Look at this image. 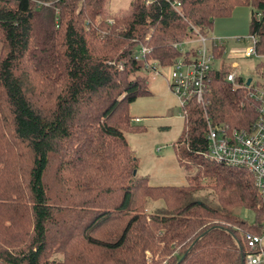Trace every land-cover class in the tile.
Segmentation results:
<instances>
[{"label": "trees", "instance_id": "obj_1", "mask_svg": "<svg viewBox=\"0 0 264 264\" xmlns=\"http://www.w3.org/2000/svg\"><path fill=\"white\" fill-rule=\"evenodd\" d=\"M108 1L0 0V264H244L262 199L246 170L205 158L207 122L248 131L257 119L224 80L223 46H211L203 106L181 108L171 146L185 186L132 174L123 132L149 75L235 7L250 10L264 56V0H130L107 17Z\"/></svg>", "mask_w": 264, "mask_h": 264}, {"label": "rangeland", "instance_id": "obj_2", "mask_svg": "<svg viewBox=\"0 0 264 264\" xmlns=\"http://www.w3.org/2000/svg\"><path fill=\"white\" fill-rule=\"evenodd\" d=\"M130 0H109L105 6L107 17L116 16L124 12ZM250 10L245 7H235L226 18L216 19L210 31L205 34L208 40H213L223 46V64L238 72L241 78L259 81L257 74L263 60L244 58L243 51L251 47L249 42L248 23ZM181 43L179 51L187 52L198 49V43ZM213 68H218L216 62ZM167 69L157 75H149L147 80L148 95L138 97L129 105V130L123 132L124 140L135 158V173L145 177L148 185L153 187L185 186L184 174L178 168L172 143L177 139L181 128V108L171 94L167 84ZM135 119H137L135 121ZM263 206H264V201ZM241 219L252 225L254 217L247 211L241 212ZM264 221L258 227L260 234ZM263 235V234H262ZM58 260V255L53 256Z\"/></svg>", "mask_w": 264, "mask_h": 264}, {"label": "built area", "instance_id": "obj_3", "mask_svg": "<svg viewBox=\"0 0 264 264\" xmlns=\"http://www.w3.org/2000/svg\"><path fill=\"white\" fill-rule=\"evenodd\" d=\"M174 5V8L178 7L177 4ZM191 38L198 43V49L180 51L184 58H178L167 69L168 88L180 108L190 101L203 106V94L212 67L211 46L216 45L215 41L209 40L207 46L208 40L199 34ZM191 38L185 43L192 42ZM248 40L251 47L243 51V57L264 61V56H257L254 52V38L249 36ZM146 52L145 48L139 47L134 60H140ZM259 67L257 76L260 80H250L248 85H245L246 80L234 70L225 75L226 83L245 89L248 97L256 103L257 119L248 131L230 129L225 125L212 126L207 122L205 158L214 164L246 170L252 177L256 192L264 201V62ZM236 78H241L240 85L235 83ZM262 231L259 235L246 233L242 236L244 264H264V226Z\"/></svg>", "mask_w": 264, "mask_h": 264}, {"label": "water", "instance_id": "obj_4", "mask_svg": "<svg viewBox=\"0 0 264 264\" xmlns=\"http://www.w3.org/2000/svg\"><path fill=\"white\" fill-rule=\"evenodd\" d=\"M249 82H250V80L249 79H247L246 81H245V85H248L249 84ZM135 173V171H133L132 172V174H134Z\"/></svg>", "mask_w": 264, "mask_h": 264}, {"label": "crops", "instance_id": "obj_5", "mask_svg": "<svg viewBox=\"0 0 264 264\" xmlns=\"http://www.w3.org/2000/svg\"><path fill=\"white\" fill-rule=\"evenodd\" d=\"M135 120H137V119H135Z\"/></svg>", "mask_w": 264, "mask_h": 264}]
</instances>
